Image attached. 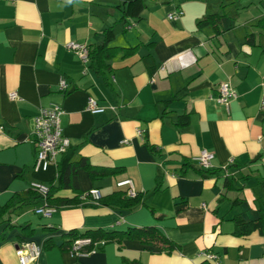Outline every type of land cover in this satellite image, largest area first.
Listing matches in <instances>:
<instances>
[{
  "label": "crops",
  "instance_id": "1",
  "mask_svg": "<svg viewBox=\"0 0 264 264\" xmlns=\"http://www.w3.org/2000/svg\"><path fill=\"white\" fill-rule=\"evenodd\" d=\"M126 9L111 45L133 49L115 51L106 79L66 44L102 43ZM180 9L181 17L166 18ZM208 14L221 24L199 25ZM262 81L264 0H0V206L31 181L57 182L55 165L35 167L30 141L35 117L53 106L70 145L82 143L91 165L113 171L92 179L80 168L79 192L139 195L132 210L84 200L49 218L35 214L40 200L32 198L6 215L14 227H3L0 264H21L22 242L39 248L26 264H199L207 254L214 264H264V232L234 234L237 217L264 214ZM222 83L237 95L227 108L216 101ZM89 98L105 110H87ZM204 150L213 154L209 170L196 161ZM143 226L177 249L137 238L86 254L60 247L71 229Z\"/></svg>",
  "mask_w": 264,
  "mask_h": 264
},
{
  "label": "trees",
  "instance_id": "2",
  "mask_svg": "<svg viewBox=\"0 0 264 264\" xmlns=\"http://www.w3.org/2000/svg\"><path fill=\"white\" fill-rule=\"evenodd\" d=\"M127 16L128 11L126 9L123 11L121 18L118 21L114 22L112 25L108 26L105 29V36L102 43L94 46H87L88 56L86 62H88L89 67L106 76V79L108 78V73L112 70L110 59L115 51L120 48V50H122L125 55H128L133 49L130 47H118L111 45V41L116 29L120 25L125 24ZM221 18L222 16L217 14H208L205 19L199 22V25L208 23L213 24L215 27H217V24L221 22ZM81 145L82 143L74 147L70 145L66 149V151L59 155L60 158L57 159L55 164L57 169V182L55 184L47 185L48 192L45 195L39 194L29 186V189L26 193L15 194L6 205L0 206V240H3L6 237L4 228L14 227L13 225L11 226L8 223L9 218H6V215L16 210V207L29 202L32 198L40 200V202L36 204L35 208L44 206L52 208L54 209V211L63 207L81 205L84 200H93L89 195H87L84 199L82 198L81 195L83 194V192H79L77 183V171L80 168L87 170L89 176L92 179H97L104 175L112 174L113 171L106 168H97L91 165L89 160L81 154ZM226 177V184H228L229 177L228 175H226ZM65 191L71 192V195L63 194L65 193ZM138 197L139 195L137 193L135 194V196H130L128 195L127 190H117L107 195L101 194L99 199L93 201L99 205L110 207L113 209L132 210L138 202ZM234 226V234L237 236L247 235L256 230L259 232H264V214L260 215L254 220H245L243 218L237 217L235 219ZM64 236L65 239L60 244V247L69 250H71L75 240L89 239L88 243L83 244L79 247L78 252L80 254L92 252L93 250L99 248L101 244H105L111 241L121 243V241L126 238H137L144 245L152 246L166 252H171L178 247L175 243L166 238L154 226L129 228L126 231L98 229H86L81 231L77 229H71L65 232ZM50 243L51 242H49L48 240L44 245H48ZM199 264L214 263H212V261L207 258V260H203Z\"/></svg>",
  "mask_w": 264,
  "mask_h": 264
},
{
  "label": "built area",
  "instance_id": "3",
  "mask_svg": "<svg viewBox=\"0 0 264 264\" xmlns=\"http://www.w3.org/2000/svg\"><path fill=\"white\" fill-rule=\"evenodd\" d=\"M183 15L182 10L168 12L166 18L169 20H176ZM67 48L73 50L81 58L82 61H87L88 47L86 44L77 42H69L66 44ZM264 84V81H262ZM61 91H65L67 88V82L61 80L59 83ZM235 90L228 84L222 83L218 87V95L216 101L218 104L228 107L229 103L236 98ZM261 110H264V99L261 101ZM86 109L92 113H101L105 110V106L99 105V103L89 98L87 101ZM62 109L59 106H53L51 108L41 109L39 114L35 117L33 125L31 127L30 141L35 147V167L42 170H46L50 165H55L60 154H62L70 146L69 139L64 136L60 124V116ZM0 126V130H2ZM141 133V131H139ZM213 154L207 151H202L196 158L197 164L203 169L211 168V159ZM129 181L119 183V185H126ZM30 188L35 190L41 195H45L48 192V186L38 181H31L29 184ZM128 195L135 196L134 190H127ZM89 195L93 200L100 198L101 193L97 189H92L84 192L81 196L86 198ZM35 214L45 218H49L54 209L49 207H36L34 209ZM89 242V239H78L75 240L71 250L74 254H80L78 249L81 245ZM39 253V248L30 242H22L17 247L16 254L21 264H26L29 261L36 258ZM208 259H214L213 254L205 255Z\"/></svg>",
  "mask_w": 264,
  "mask_h": 264
}]
</instances>
